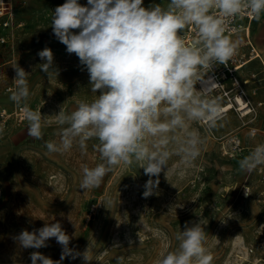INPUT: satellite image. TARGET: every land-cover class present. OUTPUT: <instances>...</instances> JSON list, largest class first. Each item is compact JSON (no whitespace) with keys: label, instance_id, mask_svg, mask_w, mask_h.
<instances>
[{"label":"rangeland","instance_id":"374dc122","mask_svg":"<svg viewBox=\"0 0 264 264\" xmlns=\"http://www.w3.org/2000/svg\"><path fill=\"white\" fill-rule=\"evenodd\" d=\"M65 2L14 0L16 22L24 27L15 30L10 42L0 44V111L17 106L8 91L14 85L16 62L29 73L31 94L27 102L33 110L40 108L42 115L57 114L61 106L72 111L77 101H90L96 95L90 91L86 67L74 53H67L52 32V13ZM78 2L87 5V0ZM167 2L143 0V6ZM263 28L264 14L253 23L251 32L253 46L264 56ZM45 47L52 50L53 67L59 71L57 78L50 80L39 67L45 61L38 52ZM252 74L245 91L254 104L263 103L255 119L242 120L230 112L212 129L202 122H191L190 129L197 130L204 140L199 157L186 164L181 157L172 156L168 180L162 171L158 187L148 198L142 193L149 177L136 165L114 167L99 188L84 192L79 189L82 165L91 168L102 162L94 147L98 141H86L83 151L74 145L65 153H48L44 142L59 140L54 117H49L52 123L44 129L42 140L28 136L27 122L17 126L8 120L0 135V264H31L33 251L59 260L62 246L55 238L40 249H24L14 239L22 230L31 232L55 222L71 237L70 248L82 254L90 246V264H155L162 254L178 248L175 234L186 222L200 219L206 224L205 247L212 256L211 264H264V252L254 240L264 227L260 183L254 175L247 179L238 161L223 157L214 139L236 132L246 146L261 143L264 67L260 60L244 67L239 77L242 80ZM194 87L198 89L196 84ZM250 127L260 131L254 138L248 135ZM247 186L251 194L245 198ZM250 247L254 248L251 254L247 251ZM62 264L87 262L80 255L67 257Z\"/></svg>","mask_w":264,"mask_h":264},{"label":"clouds","instance_id":"9594fccd","mask_svg":"<svg viewBox=\"0 0 264 264\" xmlns=\"http://www.w3.org/2000/svg\"><path fill=\"white\" fill-rule=\"evenodd\" d=\"M262 14L264 0H168L166 5L149 7L143 0H87V5L66 0L52 13V32L86 67L90 91L96 95L77 101L72 111L61 106L57 114L42 115L40 108L33 110L27 102L29 73L16 62L10 99L35 140L44 138V129L52 123L49 117H54L59 140L44 142L48 153H65L74 145L83 151L86 141H98L94 147L102 162L91 168L82 165L79 189L99 188L114 167L136 165L149 177L142 193L148 198L162 171L168 180L172 156L186 164L199 157L204 140L190 123L217 127L224 110L194 86L201 69L224 65L236 55L238 42L225 35L236 31L228 28L229 23L244 16L259 22ZM186 28L193 30V39H185ZM38 56L45 61L39 67L49 80L57 78L52 50L45 47ZM3 132L0 124V135ZM238 166L247 173L264 171V144L238 160ZM250 194L246 188L244 195ZM204 225L201 219L186 222L175 234L178 248L162 254L155 264H211ZM51 238L62 246L60 259L33 251L31 264H62L65 258L80 255L87 264L92 261L90 246L82 254L69 247L71 237L59 222L22 230L14 239L24 249H40Z\"/></svg>","mask_w":264,"mask_h":264},{"label":"built area","instance_id":"2783aa9c","mask_svg":"<svg viewBox=\"0 0 264 264\" xmlns=\"http://www.w3.org/2000/svg\"><path fill=\"white\" fill-rule=\"evenodd\" d=\"M15 6L14 0H0V27L2 29L0 33V44H7L11 41L15 30L24 27L23 23L16 22L15 19ZM256 20L248 16L238 18L229 23L228 28H234L236 31H226L225 35H228L231 40L238 42L236 55L230 59L226 64H215L209 68L201 69L199 72L200 81L196 83L198 91L204 89L207 98L216 99L221 101L219 104L221 108L230 106L231 108L222 113L220 118L223 119L228 113L233 112L236 116L242 120L249 119L253 121L257 115L258 107H261L263 103L254 104L245 91V86L253 80L254 75H250V78L240 79L239 72L243 70L253 57L257 55L256 48L251 42L252 25ZM186 40L194 38V32L191 28H186L184 31ZM246 49V51H245ZM261 64L264 67V62L259 57ZM14 90L15 85L8 88ZM238 99H241L242 104ZM8 120H12L17 126H21L26 123L22 119V113L18 106L14 107V110L8 111L2 109L0 111V124L4 127L7 126ZM219 121V120H218ZM260 133L258 128L250 127L248 135L252 138L256 137ZM219 146L221 155L228 160L238 161L247 156L255 146H246L241 136L236 132H229L220 137H214ZM260 144H264V132L262 134V141ZM256 176L260 183V202L264 208V171L256 170L251 173L246 172V178L250 176ZM246 188L250 187L247 186ZM256 247L264 252V227L260 228L254 237ZM248 253L254 252V248H248Z\"/></svg>","mask_w":264,"mask_h":264},{"label":"bare ground","instance_id":"6f19581e","mask_svg":"<svg viewBox=\"0 0 264 264\" xmlns=\"http://www.w3.org/2000/svg\"><path fill=\"white\" fill-rule=\"evenodd\" d=\"M256 53H257V55L253 57V60H252L250 63H252V62L258 60L259 57L264 61V57H263V55H262L257 49H256ZM238 100H239V102L242 104L241 99H238ZM230 108H231L230 106H226V107H223L222 109L224 110L223 112H226V111L229 110ZM246 197H247V196H245V198H246Z\"/></svg>","mask_w":264,"mask_h":264},{"label":"crops","instance_id":"0c3cea01","mask_svg":"<svg viewBox=\"0 0 264 264\" xmlns=\"http://www.w3.org/2000/svg\"><path fill=\"white\" fill-rule=\"evenodd\" d=\"M264 29V28H263ZM260 52V51H259ZM262 55H263V53L262 52H260ZM264 57V56H263ZM258 61V60H257ZM263 61V60H262ZM264 62V61H263Z\"/></svg>","mask_w":264,"mask_h":264}]
</instances>
